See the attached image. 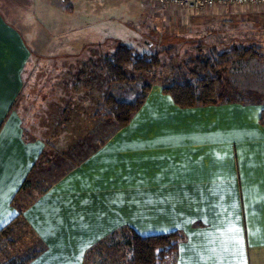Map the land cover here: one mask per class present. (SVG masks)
<instances>
[{
    "label": "rangeland",
    "instance_id": "rangeland-1",
    "mask_svg": "<svg viewBox=\"0 0 264 264\" xmlns=\"http://www.w3.org/2000/svg\"><path fill=\"white\" fill-rule=\"evenodd\" d=\"M71 2L75 3L74 10L68 12L62 6L67 7L63 1L57 6L51 0H0V145L7 147L12 141L11 146H20L15 148L23 154L26 151L29 159L27 173L22 175L11 199L16 213L0 231L20 214L13 203L16 196L17 204H27L24 217L25 211L39 198L46 199L47 203L52 200L51 204L59 211L67 209L73 192L80 191L71 184L72 175L80 169L90 171L86 161L100 151L115 154L113 159L105 156L101 165L108 170H102L99 179H105L109 171L115 183L122 177L126 181L136 177L142 166L139 158H132L135 150L130 148L135 144L134 139H139L137 135L149 128L163 127L164 119L168 124L180 123L178 116L175 117L178 111L187 116L193 113L177 110L165 101L170 95L164 92L162 83L172 67L194 57L199 49L207 54L213 49L226 51L234 45L258 46L264 54V27L257 23L258 14L249 13L246 20L237 17L234 21H224L218 14H192L177 7L158 6L150 0ZM123 44L133 47L140 55L159 53L166 66L154 73L129 72L135 76L131 81H109L103 63ZM262 63L264 56L262 60L233 59L227 74L226 96L262 99ZM147 83L151 88L145 102L127 126L116 128L104 120L92 122L91 116L102 96L112 94L124 101H135ZM94 126L97 127L94 129ZM91 128L98 133L89 138V132L83 135ZM124 128L122 139L110 141ZM50 132L57 134V138L66 134V143L75 138L70 143V155L65 153L60 161L55 159L53 151H46L47 143L55 142ZM108 133V141L96 147ZM16 138L23 146L15 142ZM118 144L120 148L115 147ZM118 150L122 151L123 160L116 154ZM149 152H144V156ZM30 175L33 185L22 191L20 188ZM110 186L115 187L112 183ZM125 192V202L131 201L129 186H125ZM18 233L21 241L0 240V264H22L30 246L28 241L38 238L26 227L18 229Z\"/></svg>",
    "mask_w": 264,
    "mask_h": 264
},
{
    "label": "crops",
    "instance_id": "crops-1",
    "mask_svg": "<svg viewBox=\"0 0 264 264\" xmlns=\"http://www.w3.org/2000/svg\"><path fill=\"white\" fill-rule=\"evenodd\" d=\"M51 1L57 6L63 1L66 11L74 10L71 0ZM237 12L229 8L216 15L234 21L258 14L257 23L264 27V6ZM260 71L264 77V63ZM165 101L193 113L178 111L180 123L164 119L163 127L132 133L139 138L130 148L135 150L132 158H139L142 170L131 181L122 177L115 183L110 171L106 181L99 179L107 169L101 165L105 156L113 159L115 154L99 150L86 161L90 171L80 169L72 175L71 184L81 192H73L64 212L52 200L40 198L25 211L27 229L38 238L28 241L22 264H101L96 244L127 225L141 235L183 231L187 239L175 264H264V126L259 122L264 96L192 108L179 107L171 96ZM124 131L110 141L122 139ZM15 142L20 143L18 138ZM9 143L0 145V229L16 213L11 199L29 161L26 151ZM121 152L116 154L123 160ZM125 186L130 187L129 202ZM40 246H45L41 252ZM104 259L105 264H125L116 255Z\"/></svg>",
    "mask_w": 264,
    "mask_h": 264
},
{
    "label": "trees",
    "instance_id": "trees-1",
    "mask_svg": "<svg viewBox=\"0 0 264 264\" xmlns=\"http://www.w3.org/2000/svg\"><path fill=\"white\" fill-rule=\"evenodd\" d=\"M263 56L264 54L261 53L258 46L234 45L226 51L213 49L207 54L202 53V49H199V53L194 55V57L191 56L189 60H186L187 62H184L185 64L183 63L170 69L168 78L162 83L163 90L182 108L217 105L227 100H233V97V99H230V97L226 96L227 74L230 63L233 59L243 58H259L262 60ZM103 66L109 81L125 82L135 79V76L129 74V72L154 73L166 65L159 53H144L140 55L133 47L123 44L119 45L116 51L105 59ZM150 88L151 84H145L142 95L135 101H124L112 94H105L96 104L97 109L91 116L92 122L96 123L99 120H104V123L107 125L113 123L116 128L127 126L135 112L144 104ZM259 122L264 126V109L261 112ZM97 126H94V129ZM91 129L86 130L83 135L89 132L87 135L89 138L93 133H98L93 128ZM52 133L50 132L49 134L52 139L55 138V142L53 140L50 144L47 143L48 150L46 151H53L56 156L55 159L60 161L61 158L64 159L66 156L65 153L70 155V143L74 142L75 138L73 137L70 140L71 142L66 143L65 141L68 140L66 134L61 135V138L60 136L57 138V134ZM109 136L110 133L106 134L96 147L104 145ZM32 181L31 175L28 176L20 189L22 191L28 189L33 185ZM16 199L17 196L13 203L19 209L20 214L13 219L11 224L0 231V240L2 241L5 240L7 242L10 238L12 242H17L21 237L18 229L29 228V223L24 217V210L27 204H17ZM186 239V234L180 230L141 235L132 227L123 226L119 230L110 233L104 241H100L95 247L98 253L103 256L101 264H105L104 257L107 255L119 256L123 258L125 264H175L180 245ZM40 245H42L41 242ZM44 248L45 246H40V252Z\"/></svg>",
    "mask_w": 264,
    "mask_h": 264
},
{
    "label": "built area",
    "instance_id": "built-area-1",
    "mask_svg": "<svg viewBox=\"0 0 264 264\" xmlns=\"http://www.w3.org/2000/svg\"><path fill=\"white\" fill-rule=\"evenodd\" d=\"M158 6L177 7L192 14L214 13L219 10L232 8L242 11L249 8L264 6V0H150Z\"/></svg>",
    "mask_w": 264,
    "mask_h": 264
},
{
    "label": "snow or ice",
    "instance_id": "snow-or-ice-1",
    "mask_svg": "<svg viewBox=\"0 0 264 264\" xmlns=\"http://www.w3.org/2000/svg\"><path fill=\"white\" fill-rule=\"evenodd\" d=\"M237 242H239V241H237Z\"/></svg>",
    "mask_w": 264,
    "mask_h": 264
}]
</instances>
